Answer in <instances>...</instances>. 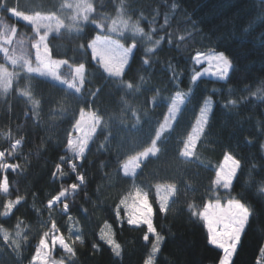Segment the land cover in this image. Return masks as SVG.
Wrapping results in <instances>:
<instances>
[{"label": "trees", "instance_id": "obj_1", "mask_svg": "<svg viewBox=\"0 0 264 264\" xmlns=\"http://www.w3.org/2000/svg\"><path fill=\"white\" fill-rule=\"evenodd\" d=\"M91 2L75 23L64 0H0V45L11 38L12 54L34 62L44 33L50 55L66 60L59 71L65 80L84 66L73 87L23 69L0 86L1 264H31L52 230L67 247L53 250L57 264H145L157 239L148 233L145 241L146 225L129 219L134 181L122 166L153 141L157 152L136 177L163 237L154 264H219L223 252L209 242L199 213L226 196L250 209L230 264H264V0ZM118 16L133 27L115 35L131 54L114 75L94 58L91 39L107 34ZM217 51L232 63L228 76L194 78L196 54ZM177 95L185 109L169 135L158 137ZM89 101L94 138L80 152L72 138ZM227 154L239 163L229 190L215 183ZM164 186L174 189L165 204L158 192Z\"/></svg>", "mask_w": 264, "mask_h": 264}, {"label": "rangeland", "instance_id": "obj_2", "mask_svg": "<svg viewBox=\"0 0 264 264\" xmlns=\"http://www.w3.org/2000/svg\"><path fill=\"white\" fill-rule=\"evenodd\" d=\"M91 5V0H64V7L68 9V17L75 23H77V21L79 20L85 19L89 15V13L91 12ZM36 9L41 16L53 18L47 13V11L44 10V8L43 10H41L38 6L36 7ZM131 27H133V25L128 19L118 16L111 21V24L107 28V31H104L107 34L97 35L94 39H91V50L94 58L99 61V63L109 74L121 75L129 61L131 48L121 44L115 38V35L122 34ZM99 28L102 31L104 30L102 26H99ZM2 41L3 44L0 45V51L3 56V60L8 62V64L6 62H0V86L3 89H6L10 85L16 72H18L17 69H23L28 72L30 71L38 73L46 78H49L59 84H64L68 87H73L72 85L74 84V82L77 79L80 80L82 78V74L84 71V66L82 65L75 67L73 78L69 79L68 81L67 79H64V76L60 75L59 71L61 67L66 64V60L53 58L50 55L49 46L47 44L46 35L44 33L41 34L39 40L35 43L36 58L34 62H30V60L23 53L12 54V52L14 51L10 50V45L12 42L11 38H4ZM194 65L197 66V69L194 72V78L196 79L202 76L224 79L228 76L232 67V63L229 58L219 51L210 53H197L194 58ZM184 100L185 98L181 95H177L174 98L167 116L160 127L158 137L162 136V134L164 133H167V136L169 135L173 124L177 120V117L182 114L179 113V108L182 106V104H184ZM206 119V110H204L200 113L198 124L194 129L196 133L202 130ZM94 128L95 115L85 109L81 122L76 126V133L72 138V145L80 152L83 151L84 149L82 145H84L85 141L94 138ZM188 140L193 145V138H189ZM156 152L157 149L155 147V141H153L143 153L129 159L123 164V172L127 175L132 176L134 181L137 178L136 172L141 166V163L149 155H155ZM192 155L193 157L197 156L195 154V150H193ZM238 166V161L227 154L218 167L215 183L225 189V181L221 179V177L227 176L231 178L230 183L232 185L238 170ZM6 186V182L4 181V191L6 190ZM134 189V193L136 195H131L127 200V208L129 210L128 216L130 221L139 223L151 218L150 208L143 192H138L135 185ZM158 192L162 199V202L165 204L172 196L174 189L171 186H164L159 187ZM229 199L231 198L226 196L225 198H218L217 200H220L221 206H226ZM203 210L201 212H203ZM204 222L206 224L205 220ZM103 236L108 241L112 240L111 234L106 227H104L103 229ZM238 244L239 241L237 243V246ZM56 246L62 247L64 250H67L63 238L58 234L56 230H52L46 237L41 240V244L36 251L31 264H57V262H54L50 259V256L52 255L53 250ZM223 255L224 253L222 254V257ZM3 258L4 251L2 248H0V264L2 263Z\"/></svg>", "mask_w": 264, "mask_h": 264}, {"label": "snow or ice", "instance_id": "obj_3", "mask_svg": "<svg viewBox=\"0 0 264 264\" xmlns=\"http://www.w3.org/2000/svg\"><path fill=\"white\" fill-rule=\"evenodd\" d=\"M221 179L225 181V189H230L231 178L225 176L221 177ZM261 191H264V189H261ZM193 215H196L195 211H193ZM199 215L206 221L209 242L223 250L224 255L219 264H229L233 253L236 251L241 233L248 222L249 207L236 199H229L226 206H221L220 200H216L214 203L210 202L206 205L203 212L199 213ZM143 223L147 227V234L144 236L145 241L149 239L148 233L156 235L157 243L152 245L153 255H150L145 261V264H154L153 257L159 251V243L163 237L156 233L151 218L144 220ZM261 254L264 255V248L261 249Z\"/></svg>", "mask_w": 264, "mask_h": 264}, {"label": "built area", "instance_id": "obj_4", "mask_svg": "<svg viewBox=\"0 0 264 264\" xmlns=\"http://www.w3.org/2000/svg\"><path fill=\"white\" fill-rule=\"evenodd\" d=\"M85 109H87L90 113H92V114L94 115L93 110H92V106H91V102H90V101H89L88 103H86L84 110H85ZM184 109H185V105L182 104V106L179 108V113H180V114L183 113ZM194 150H195V154L197 155L196 157L194 156V159H196V160H200V158H201V154H200L199 150H198L197 148H195ZM72 166H73V168H75V164H72ZM135 187H136V186H135ZM136 189H137L138 191H141V190L143 189V187H142V185H141L140 187H136Z\"/></svg>", "mask_w": 264, "mask_h": 264}, {"label": "bare ground", "instance_id": "obj_5", "mask_svg": "<svg viewBox=\"0 0 264 264\" xmlns=\"http://www.w3.org/2000/svg\"><path fill=\"white\" fill-rule=\"evenodd\" d=\"M39 8H40L41 10H43V7H42V6H39ZM134 185H135L136 187H140V186H141V183L139 182V180H138L137 178L134 180Z\"/></svg>", "mask_w": 264, "mask_h": 264}]
</instances>
